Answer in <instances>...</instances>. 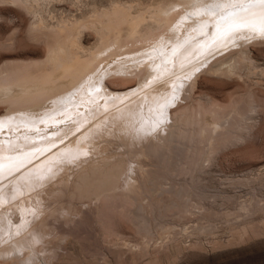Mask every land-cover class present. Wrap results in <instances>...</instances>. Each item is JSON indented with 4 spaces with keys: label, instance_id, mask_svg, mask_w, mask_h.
Instances as JSON below:
<instances>
[{
    "label": "rangeland",
    "instance_id": "rangeland-1",
    "mask_svg": "<svg viewBox=\"0 0 264 264\" xmlns=\"http://www.w3.org/2000/svg\"><path fill=\"white\" fill-rule=\"evenodd\" d=\"M50 1L37 0V5H42L38 15L51 24L62 18L88 21L93 10L124 1L134 12L143 7L146 24H153L147 9L165 0ZM95 41L96 34L86 29L83 42ZM54 42L34 30V17L24 6L0 1V92L48 67ZM253 48L259 70L250 83L260 81L255 87L264 95V44ZM115 77L122 76L109 79ZM125 79L109 84L118 91L139 88L138 80ZM200 80L196 96L213 93L225 104L246 86L236 77L203 75ZM153 83L146 85H163ZM59 94L0 100V264H264V122L261 133L246 134L241 142L210 149L198 140L196 148L187 149L159 143L156 131L139 135L136 124L145 119L111 123L114 108L105 121L92 117V106L106 99L113 106L124 96H97L74 116L69 108L59 109ZM188 104L166 110L181 114ZM75 121L67 133L61 130L69 142L59 133L44 141L16 142ZM123 126L127 130L119 132ZM177 130L179 136L186 133L184 127ZM86 132V144L63 151ZM37 165L42 174L35 172ZM5 188L12 192L2 197Z\"/></svg>",
    "mask_w": 264,
    "mask_h": 264
},
{
    "label": "bare ground",
    "instance_id": "bare-ground-1",
    "mask_svg": "<svg viewBox=\"0 0 264 264\" xmlns=\"http://www.w3.org/2000/svg\"><path fill=\"white\" fill-rule=\"evenodd\" d=\"M0 1L24 6L34 17V30H40L55 41L45 60L48 67L37 73V77L6 86L0 92V100L62 93L56 97L63 102L59 109L69 108L76 116L80 108L94 104L97 96V99L106 95L124 96L113 106H110L113 101L107 102L108 99L101 105L92 106L96 111L92 117L100 115L102 121L109 117L111 123L145 119L142 126L136 124L139 135L156 131L159 135L154 138L159 143L173 142L187 149L196 148L198 140L207 142L212 149L241 142L246 134L263 131L264 95L259 94L260 87H255L261 82L250 83L259 70L253 47L264 44V3L259 0H163L147 9L153 24H146L148 16L142 11L143 7L134 12L132 4H124L125 1L112 2L110 9L96 8L92 19L88 18L90 21L62 18L55 24L46 21L42 14L38 15L42 5L39 8L37 0ZM236 25H242L239 31L235 30ZM124 26H127L125 33ZM86 29L96 34L92 45L83 42ZM111 75L122 77L109 79ZM203 75L221 80L236 77L243 82L238 84H246V89L230 95L229 104L222 103L213 93L203 92L196 96ZM123 76L138 80L139 88L123 92L112 89V84L126 82ZM151 82L163 85H146ZM89 89L96 90L86 94ZM152 89V92L147 91ZM260 97L262 101L258 104ZM75 99L79 100L80 106L73 104ZM185 100L189 104L183 107L181 114L173 115L166 110ZM111 108H114L115 116L106 117L105 113ZM77 121L62 126L53 124L55 127L51 129L31 133L28 138H17L16 142H37L31 141L32 138L44 141L45 137L51 139L58 133L69 142L67 134H62L61 130L67 133L66 129L76 126ZM194 122L200 123L197 128L190 126ZM182 127L186 133L179 136L177 129ZM122 130L125 126L119 132ZM88 134L86 132L78 141L63 146V151L86 144ZM220 136L223 138L218 141ZM4 158L8 156L4 154ZM42 169L38 165L34 167L35 172ZM8 192L12 191L5 188L2 197H7ZM16 253L20 254L21 248ZM14 254L10 252L8 256Z\"/></svg>",
    "mask_w": 264,
    "mask_h": 264
},
{
    "label": "snow or ice",
    "instance_id": "snow-or-ice-1",
    "mask_svg": "<svg viewBox=\"0 0 264 264\" xmlns=\"http://www.w3.org/2000/svg\"><path fill=\"white\" fill-rule=\"evenodd\" d=\"M259 2H260V3H264V0H259ZM241 27H242V25H236V26H235V30H236V31H239Z\"/></svg>",
    "mask_w": 264,
    "mask_h": 264
}]
</instances>
